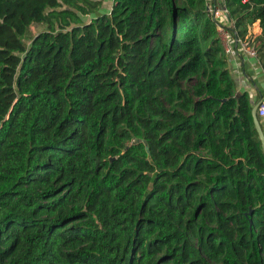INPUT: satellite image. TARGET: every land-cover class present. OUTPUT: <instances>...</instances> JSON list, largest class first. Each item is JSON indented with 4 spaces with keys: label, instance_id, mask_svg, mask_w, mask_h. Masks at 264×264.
I'll use <instances>...</instances> for the list:
<instances>
[{
    "label": "trees",
    "instance_id": "obj_1",
    "mask_svg": "<svg viewBox=\"0 0 264 264\" xmlns=\"http://www.w3.org/2000/svg\"><path fill=\"white\" fill-rule=\"evenodd\" d=\"M100 2L0 0V264H264L224 24L206 0ZM223 2L264 56V0Z\"/></svg>",
    "mask_w": 264,
    "mask_h": 264
},
{
    "label": "crops",
    "instance_id": "obj_2",
    "mask_svg": "<svg viewBox=\"0 0 264 264\" xmlns=\"http://www.w3.org/2000/svg\"><path fill=\"white\" fill-rule=\"evenodd\" d=\"M213 0H206L210 2ZM222 23L228 28L231 27V21L221 19ZM244 29L243 36L256 39L261 33L258 21L247 23L240 27ZM231 51L227 53V66L234 80V93H247L250 102L254 105L260 98L264 101V56L257 51V56H251L243 52L236 44L234 39L229 41ZM257 50V48H256ZM264 131V117L259 118Z\"/></svg>",
    "mask_w": 264,
    "mask_h": 264
},
{
    "label": "built area",
    "instance_id": "obj_3",
    "mask_svg": "<svg viewBox=\"0 0 264 264\" xmlns=\"http://www.w3.org/2000/svg\"><path fill=\"white\" fill-rule=\"evenodd\" d=\"M248 0H241L242 3L247 2ZM206 13L213 19L221 21L224 18L225 14L228 13L227 7L224 5L223 0H213L207 2L205 5ZM231 27L236 29L234 26V20H231ZM217 31L221 39L225 53L231 51L229 41L234 39L239 48L248 55L257 56L256 43L253 38L245 37L239 35L236 31L233 33L225 25L217 24ZM257 116L259 118L264 117V101H262L257 107Z\"/></svg>",
    "mask_w": 264,
    "mask_h": 264
},
{
    "label": "rangeland",
    "instance_id": "obj_4",
    "mask_svg": "<svg viewBox=\"0 0 264 264\" xmlns=\"http://www.w3.org/2000/svg\"><path fill=\"white\" fill-rule=\"evenodd\" d=\"M111 2H112V0H101L100 5L98 6L96 12L98 14L106 13L107 12L106 10H108V8H110V6H111ZM167 20H168V25L166 26V28L169 29V27H168L169 26V13L167 14ZM43 28H44V24L39 23L38 26L34 27L35 31H32L31 29L30 30L32 31L33 34H37L39 31L43 30ZM167 35L168 34L166 32V36ZM196 80H197L196 78H191L188 82L185 83V85L187 87L191 86L193 83L196 82ZM161 96H162V98L167 97V91H163Z\"/></svg>",
    "mask_w": 264,
    "mask_h": 264
},
{
    "label": "water",
    "instance_id": "obj_5",
    "mask_svg": "<svg viewBox=\"0 0 264 264\" xmlns=\"http://www.w3.org/2000/svg\"><path fill=\"white\" fill-rule=\"evenodd\" d=\"M263 101L262 98H260L251 108V115H252V119H253V123L255 126V129L257 131L258 137L260 139L261 142V147L264 151V131L262 129L259 117L257 116V107L259 106V104ZM111 159V158H109Z\"/></svg>",
    "mask_w": 264,
    "mask_h": 264
}]
</instances>
